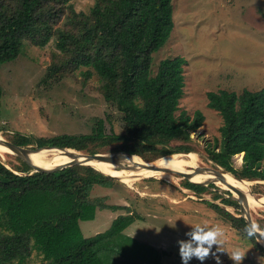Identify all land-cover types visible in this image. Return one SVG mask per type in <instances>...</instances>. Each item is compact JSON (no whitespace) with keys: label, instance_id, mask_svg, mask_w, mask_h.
<instances>
[{"label":"trees","instance_id":"trees-1","mask_svg":"<svg viewBox=\"0 0 264 264\" xmlns=\"http://www.w3.org/2000/svg\"><path fill=\"white\" fill-rule=\"evenodd\" d=\"M73 1L0 0V64L15 61L26 43L44 48L53 42L50 64L38 88L50 90L86 69L80 71L84 80L98 77L96 91L113 111L94 120L88 134L38 138L37 148L86 150L90 155L105 149L135 155L144 162L195 151L185 144L170 146L188 142L189 133L204 123L199 110L192 116L176 115L187 61L169 57L159 62L156 72L152 70L153 54L174 28L172 0H94L88 12L76 11ZM2 96L0 86V116ZM207 99V106L222 119L219 139L205 147L208 158L222 172L257 182L251 186L252 194H264V88L240 93L220 89L208 92ZM112 115L118 116L121 133L112 130ZM11 143L27 148L33 141L15 135ZM237 154H243L240 169L232 163ZM16 158L19 165L12 168L0 159V264H26L33 253L41 256L40 264H108L107 253L126 249L124 231L139 219L130 211L92 237L85 238L80 229V222L94 220L98 210L119 209L106 205V196L92 197L96 187H109L117 180L79 164L38 171ZM181 185L264 254V246L246 236L248 224L230 192H223L228 197L214 198H221L238 216L200 199L202 193L216 189L214 184L205 187L184 179ZM260 225L264 227V222Z\"/></svg>","mask_w":264,"mask_h":264},{"label":"rangeland","instance_id":"rangeland-1","mask_svg":"<svg viewBox=\"0 0 264 264\" xmlns=\"http://www.w3.org/2000/svg\"><path fill=\"white\" fill-rule=\"evenodd\" d=\"M93 3L94 0H74L73 7L76 11L88 12ZM172 8L174 28L165 45L153 54L152 70L156 72L159 62L169 57L185 58V87L176 115L192 116L199 110L204 115V123L196 132L189 133L188 142H172L170 146L189 145L195 148L201 167L220 170L205 152L208 144L219 139L222 125L218 112L207 106V93L220 89L240 93L243 89L259 91L264 88V0H172ZM53 51V42L44 48L26 43L23 53L15 61L0 64V86L3 88L0 136L3 140L11 142L15 135L29 137L33 144L26 149H35L38 138L85 135L90 133L94 120L113 113L96 91L98 77L94 75L84 80L80 71L86 69L78 70L50 90L38 88ZM112 118V130L121 133L118 116L112 115ZM105 129L108 133L111 131L108 124ZM75 152L85 154L86 150ZM96 154L108 152L100 149ZM16 157L14 152L0 151L1 161L10 168L19 165ZM232 163L234 168H241L242 162L239 163L237 157L233 156ZM183 180L174 175L172 180L139 179L133 186L116 181L109 187H96L93 198L106 196V205L119 209L98 210L94 220L80 222L82 235L89 238L102 233L114 218L130 211L135 219L139 217L124 231L128 235L126 249L131 251L122 248L116 253H107L108 264L116 261L181 264L177 241L187 239L185 233L190 231V225H218L224 232L225 251L217 253L219 264H233L226 252L234 247L246 251L241 264H264V254L255 251L249 239L183 187ZM256 183L251 182L249 189ZM214 186L216 189L202 193L200 199L218 204L238 216L234 208L225 207L221 198H214L216 195L228 197L223 193L228 190ZM250 196L261 198L264 194ZM251 219L258 224L264 222V199L251 210ZM174 221L175 226L170 227ZM40 262L41 256L33 253L26 264ZM189 264H200V261L193 258ZM204 264H217V261L209 257Z\"/></svg>","mask_w":264,"mask_h":264},{"label":"bare ground","instance_id":"bare-ground-1","mask_svg":"<svg viewBox=\"0 0 264 264\" xmlns=\"http://www.w3.org/2000/svg\"><path fill=\"white\" fill-rule=\"evenodd\" d=\"M0 139L2 137L0 136ZM0 151L12 154V151L8 149L4 144L0 143ZM51 152V153H50ZM78 152L74 150H68L63 152L61 150H47L43 149L39 152H26L25 157L31 161V164L35 167H43L44 169H51L60 165L84 162L83 159H79L76 155ZM93 162L89 163V166L95 168L99 172H104L115 177L122 179V183L133 186L139 179L149 178H163L166 180H172L173 171L181 172L185 177L189 178V181L194 183H214L217 186L228 190L236 198L246 195L245 208L247 210L248 217L251 218V210L257 207L264 197L254 198L249 193L250 181H240L234 175L229 172H220L222 175L220 178H216L214 173H206L201 171V164L198 160V154L196 151H191L186 154H171L161 158H158L152 162H144L139 157L132 155L127 156L123 154H116L114 156H100L97 154ZM239 159V163L242 162V154L235 155ZM103 173V174H104ZM105 174V175H106ZM253 183V182H252ZM264 246V242H262Z\"/></svg>","mask_w":264,"mask_h":264},{"label":"clouds","instance_id":"clouds-1","mask_svg":"<svg viewBox=\"0 0 264 264\" xmlns=\"http://www.w3.org/2000/svg\"><path fill=\"white\" fill-rule=\"evenodd\" d=\"M175 226V221L170 227ZM245 233L248 238H255L257 242L264 239V227H261L257 222L249 223L245 228ZM187 239L178 240V251L181 259V264H189L195 258L204 264V261L209 257L214 258L219 264L217 253L225 252L223 250L224 232L218 225L209 226L207 224L195 223L190 225V231L185 233ZM215 246V252L213 247ZM233 264H241L245 258L246 251L239 247H234L226 252Z\"/></svg>","mask_w":264,"mask_h":264},{"label":"water","instance_id":"water-1","mask_svg":"<svg viewBox=\"0 0 264 264\" xmlns=\"http://www.w3.org/2000/svg\"><path fill=\"white\" fill-rule=\"evenodd\" d=\"M0 143L1 144H4V146H6L8 149H10L12 152H14V154L20 158V159H23L24 161L28 162L29 164H31V161L28 160V158H26L24 155L26 152H39L41 150H43L44 148H35V149H26V148H23V147H20V146H17L11 142H8L6 140H3V139H0ZM51 150V149H49ZM61 151L63 152H66L68 150H73V149H69V148H62L60 149ZM75 151V150H74ZM79 153V152H78ZM116 154H123V155H127V156H132L130 154H127V153H121V152H112V153H108V154H101L100 156H114ZM79 159H83L84 162H75V163H69V164H64V165H60V166H57V167H54V168H51V169H44L43 167H34L36 168V170L38 171H44V170H54V169H59V168H62V167H65V166H69V165H85V166H89V163L90 162H93L94 161V158L96 156H98L97 154H94V155H90V154H84V153H79L78 155H76ZM242 158H243V154H242ZM32 165V164H31ZM91 167V166H90ZM93 168V167H92ZM95 169V168H93ZM201 171H204L206 173H214L215 174V177L216 178H220L221 177V173L216 171V170H212V169H208V168H200ZM104 173V172H102ZM225 173V172H224ZM106 174V173H104ZM107 176H109L110 178H113L119 182H122V179L119 178V177H115V176H112V175H108L106 174ZM174 175H177V176H180L181 179H187L189 180V178L185 177L184 174H182L181 172H176V171H173L172 173V177H174ZM237 178V177H236ZM239 179V178H237ZM240 181H245L243 179H239ZM211 182L209 183H196L200 186H205L207 187L208 184H210ZM249 193L252 194L251 190L249 189ZM246 195H243L241 196V198H236L235 196H231V198L235 199L238 203H239V212H240V216L243 217V219H245L246 223L249 224L251 222H254L253 219H251L250 217H248L247 215V210L245 208V197ZM226 207V206H225ZM227 208V207H226ZM262 242H264V239H261L260 243L261 245L263 244Z\"/></svg>","mask_w":264,"mask_h":264},{"label":"flooded vegetation","instance_id":"flooded-vegetation-1","mask_svg":"<svg viewBox=\"0 0 264 264\" xmlns=\"http://www.w3.org/2000/svg\"><path fill=\"white\" fill-rule=\"evenodd\" d=\"M190 191V190H189Z\"/></svg>","mask_w":264,"mask_h":264}]
</instances>
